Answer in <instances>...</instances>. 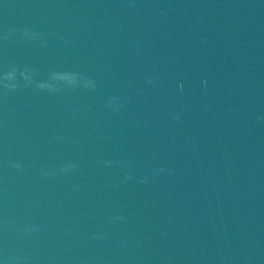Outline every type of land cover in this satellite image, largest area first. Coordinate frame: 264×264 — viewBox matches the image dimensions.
Wrapping results in <instances>:
<instances>
[{
    "label": "water",
    "instance_id": "obj_1",
    "mask_svg": "<svg viewBox=\"0 0 264 264\" xmlns=\"http://www.w3.org/2000/svg\"><path fill=\"white\" fill-rule=\"evenodd\" d=\"M0 264H264V0H0Z\"/></svg>",
    "mask_w": 264,
    "mask_h": 264
}]
</instances>
